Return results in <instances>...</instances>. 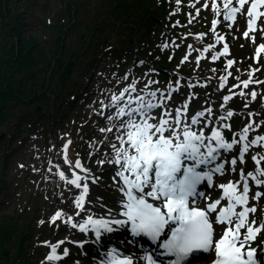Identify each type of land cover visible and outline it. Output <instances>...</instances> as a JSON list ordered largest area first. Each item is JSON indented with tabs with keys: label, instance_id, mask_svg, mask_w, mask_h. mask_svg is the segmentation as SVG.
I'll return each instance as SVG.
<instances>
[{
	"label": "snow or ice",
	"instance_id": "obj_1",
	"mask_svg": "<svg viewBox=\"0 0 264 264\" xmlns=\"http://www.w3.org/2000/svg\"><path fill=\"white\" fill-rule=\"evenodd\" d=\"M180 2L177 0L178 5ZM209 5L215 17L209 29L213 43L203 49H194L189 44V52L181 64L188 61L192 51L199 53L194 57L197 67L206 53H211L212 62L229 57L230 42L226 36L231 32L221 35L216 29L221 22L231 29L239 15L246 21L243 38L255 45L250 59L258 65H249L245 79H240L244 73L239 68L234 69L235 59H226L223 69H211L226 73L219 77L217 90L225 88L228 78L233 76L230 70L239 73L234 77L238 83L232 87L242 89L235 93L229 88V95L218 98L222 100L219 104L222 111L216 119H211L210 106L201 109L200 102L192 104L197 94L181 91V88L205 87L199 80L194 84L190 78L177 76L165 89L153 90L151 86L159 81L149 79L139 91L138 81L133 80L104 105L114 110V115L106 119L119 121L113 125L118 133L117 143L109 142L111 154H105V159L98 161L101 165L107 161L116 166L112 169L115 172L113 183L121 195L113 202L115 207H108L100 194L90 192V170L79 160L74 167L88 175L73 173V178L68 179L64 171L58 172L61 180L81 190L73 200L75 208L79 209L75 215L86 213L79 222H73V217L68 216L64 223L85 235L91 232L95 236V240L80 242V247L86 242L93 243L99 252L104 247L102 235L122 229L130 231L133 238L145 237L155 245L151 250L142 249L144 254L140 256L135 252L125 254L112 246L101 253L100 264H139L140 261L159 264L161 256L170 258L165 264H264V239L259 248L253 246L264 233V203L261 202L264 198V91L250 88V85H264V0H205L202 8L209 9ZM190 6L195 7V3ZM200 10L196 9V15ZM194 18L190 16L189 23ZM205 35L207 33H199L195 38L202 40ZM162 47L167 48L168 44ZM182 79H187V83L181 84ZM173 93L178 96V104L169 103ZM235 96H239L242 103L238 101L236 107L229 106ZM233 116L237 119L233 120ZM209 124L217 126L209 128ZM113 127L100 131L112 132ZM206 128H209L208 135ZM225 129L230 137L225 135ZM63 147L66 152L67 145ZM252 149L259 151L250 157L251 170L238 167L247 163L246 156ZM65 160L67 162L66 156ZM226 172L235 173L238 179L216 184L218 191L213 199L206 194V189L214 186V176H223ZM91 182L96 184L97 178H92ZM202 183L204 188L201 189ZM86 203H95L98 207L95 211L85 209ZM63 215L56 212L50 222L55 223ZM48 246L51 249L46 257L48 261H59L69 254L65 248L63 256L58 255L59 244Z\"/></svg>",
	"mask_w": 264,
	"mask_h": 264
},
{
	"label": "rangeland",
	"instance_id": "obj_2",
	"mask_svg": "<svg viewBox=\"0 0 264 264\" xmlns=\"http://www.w3.org/2000/svg\"><path fill=\"white\" fill-rule=\"evenodd\" d=\"M77 1H83L87 7L93 5V2L96 5L101 4V0ZM204 2L205 0H199L198 3L196 0H181L178 5L177 0H170L169 14L172 16V20L159 25L156 33L151 32L148 39L156 49V59L148 58L150 44L141 39L138 43L131 42L124 45L117 57L112 56L107 48L102 49L95 61L87 60L88 65H82V70H78L72 75L71 84L75 82L76 86L70 90L69 101H60L63 105V113L54 116V120L46 128L41 122H29L23 125L21 130L15 131L11 125L17 121L11 122V117L6 118L0 125V136L2 137H0V222L9 221L8 217H13L20 226V230L29 232V236L25 238L26 254L24 258L32 261V264H76L77 261H80V264H100V260L103 258L101 253L106 252L112 246H116L125 254L130 251L127 249L126 243H118V241H123L124 233H126L123 229L122 235L117 234L119 237L111 238L112 233L103 234L101 242L104 247L99 252L96 251L97 245L93 243L86 242L83 247L79 246L80 242L95 240V236L91 232L85 235L77 228H72L69 224L64 223L68 216L73 217V222H79L86 213L81 212L80 216L75 215L79 209L75 208L73 200L81 190L61 180L58 175L59 171H64L68 179L73 178V173L81 176L88 175L74 167L75 161L79 160L85 168L90 170L91 175L88 180L90 192H97L101 195L103 203H106L108 207H115L113 202L120 199L121 195L117 190V185L113 183L115 172L112 169L116 166L107 163V161L103 165L98 163L99 160L105 159V154H111L109 142L117 143L116 135L118 133L113 125L118 124L119 121L106 119L107 116L114 115V110L104 107L111 102L113 94L118 95L133 80L138 81V91L149 79L159 81L158 84L151 86L153 90L156 88L165 89L169 82H175L177 76L190 78L194 84L199 80L206 86H196L192 89L181 88V91H191L197 94L196 100H193L192 104L200 102L201 109L210 106L213 110L211 119L215 120L217 114L222 111L219 108L222 100L218 98L222 95H229V88H232L235 93L242 89L232 87L238 83L234 77L239 73L230 70L233 71V76L228 78L225 88L217 90L220 83L219 77L226 73L213 72L211 69H223L226 59H235L237 63L234 65V69L239 68L240 72L244 73L240 79H245L249 65L258 66L250 59L254 53L255 45L250 40L243 38L242 32L246 28V21L239 15L231 29L224 22L219 23L216 29L217 33L221 35L231 32L230 36H226L230 42L231 55L229 57H221L212 62L211 53H206L205 58L200 60L197 67L194 57L199 53L192 51L188 61L181 64L182 58L189 52V44L194 49H203L205 45L213 43V36L209 29L211 21L215 17L210 11L211 5H209V9L202 8ZM193 3H195V7L190 6ZM66 4L67 0H0V49L7 50L13 42L15 46H18V41L28 40L31 36L38 37L42 42L39 46L43 45L47 48L58 34L54 27L55 22L58 19L59 11H62ZM197 8L201 9L199 15H196ZM190 16L195 17L191 23H189ZM220 19L222 20V17ZM84 20V23L88 22L87 19ZM7 21L19 25V29L16 31L18 36H13L11 26ZM62 21L63 23L68 21L66 14ZM67 26L65 28H68ZM62 28L64 27L62 26ZM199 33H207V35L202 40L196 39L195 37ZM76 34L77 32L74 34L75 37ZM70 40L71 38L67 39V41ZM164 44H168V47L163 48ZM217 47L220 48L222 45ZM145 49L148 51L143 52L142 50ZM142 53L144 54L142 55ZM126 55L129 56L128 61L124 60ZM150 70L154 71L150 72ZM256 75L259 76V73ZM186 83L187 79L181 80V84ZM251 86L250 88H259L264 91V85ZM101 101L104 103L102 104ZM173 101L179 103L176 93H173V99L169 103ZM203 101L210 103H203ZM238 101H240V97L235 96L229 102V106L236 107ZM20 109H25V106L16 105L13 109L14 115L20 116ZM48 109L55 111V107L51 104ZM242 111L245 110L242 109ZM232 119L235 120L237 117L233 116ZM215 126L217 125L209 124V128ZM109 127H113L112 132L100 131L101 128ZM209 128L205 129L206 135L210 134ZM223 131L226 136L230 137L226 129ZM64 145H68L66 152ZM256 151L259 149H252L246 156L247 163L242 166L238 165V167L251 170L253 164L250 157ZM227 167L226 165V169ZM92 178H97L96 184L91 182ZM214 178V186L206 191V194L212 197L217 195L216 184L224 183L229 179H238V176L235 173L226 172V175H216ZM261 202L264 203V198ZM250 203L253 202L250 201ZM97 207L98 205L95 203L85 204V209L92 211H95ZM58 211L64 215L55 223H51V217ZM20 235L22 234L19 233L17 237ZM261 239H264V233L257 237L253 246L259 248ZM106 240L109 241L105 243ZM60 241H64V243L60 244ZM49 244H59L57 254L61 256L66 248L68 256L59 261H48L46 257L51 253ZM15 252L16 249L13 247H10L7 252L5 251L8 255H14ZM1 259L0 256V264L3 263ZM143 263L145 262H139V264ZM12 264L22 263L16 261Z\"/></svg>",
	"mask_w": 264,
	"mask_h": 264
},
{
	"label": "trees",
	"instance_id": "obj_3",
	"mask_svg": "<svg viewBox=\"0 0 264 264\" xmlns=\"http://www.w3.org/2000/svg\"><path fill=\"white\" fill-rule=\"evenodd\" d=\"M169 2L101 0L100 5L93 2L87 7L83 1L67 0L66 7L59 11L55 22L58 34L47 48L39 46L42 42L38 37L31 36L28 40L18 41V46L13 42L7 50L0 49V125L11 117V122L17 121L11 125L15 131L21 130L29 122H41L46 128L54 116L63 113L60 101L68 102L71 97L70 90L76 86L75 82L71 84L73 73L82 70V65L87 66V60L95 61L102 49L108 48L110 54L117 57L124 45L143 39L150 44L148 58L156 59V49L148 39L151 32L156 33L159 25L172 20ZM65 14L68 21L63 23ZM84 19L88 22L84 23ZM9 24L13 36H18L16 31L19 25ZM66 25L68 28H65ZM68 38L71 40L67 41ZM128 58L126 55L124 60L128 61ZM20 104L25 109H20L21 115L16 116L13 109ZM50 104L55 107L54 112L48 109ZM8 218L9 221L0 222L2 264L16 261L32 264V261L24 258L25 238L29 232L20 230L13 217ZM19 233L22 235L17 237ZM10 247L16 249L14 255L5 253Z\"/></svg>",
	"mask_w": 264,
	"mask_h": 264
},
{
	"label": "bare ground",
	"instance_id": "obj_4",
	"mask_svg": "<svg viewBox=\"0 0 264 264\" xmlns=\"http://www.w3.org/2000/svg\"><path fill=\"white\" fill-rule=\"evenodd\" d=\"M250 87H252L251 85H250ZM244 91H248V90H244ZM262 91V90H261ZM254 107V106H253ZM245 111H247V110H245ZM137 244H139V243H137ZM129 245H131L132 247H135L134 245H136L135 243H131V244H129ZM140 247H141V245H139ZM137 247V246H136ZM139 248V247H138ZM138 255V254H137ZM138 256H140V255H138ZM143 264H145V263H143Z\"/></svg>",
	"mask_w": 264,
	"mask_h": 264
},
{
	"label": "water",
	"instance_id": "obj_5",
	"mask_svg": "<svg viewBox=\"0 0 264 264\" xmlns=\"http://www.w3.org/2000/svg\"><path fill=\"white\" fill-rule=\"evenodd\" d=\"M39 108V106L37 107V109ZM1 137V136H0ZM2 138V137H1Z\"/></svg>",
	"mask_w": 264,
	"mask_h": 264
}]
</instances>
